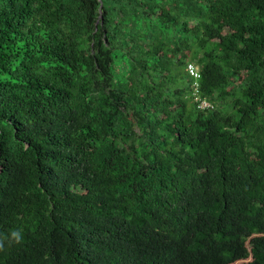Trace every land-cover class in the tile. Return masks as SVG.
<instances>
[{"label":"trees","instance_id":"trees-1","mask_svg":"<svg viewBox=\"0 0 264 264\" xmlns=\"http://www.w3.org/2000/svg\"><path fill=\"white\" fill-rule=\"evenodd\" d=\"M15 229L0 264H264V0H0Z\"/></svg>","mask_w":264,"mask_h":264},{"label":"clouds","instance_id":"clouds-1","mask_svg":"<svg viewBox=\"0 0 264 264\" xmlns=\"http://www.w3.org/2000/svg\"><path fill=\"white\" fill-rule=\"evenodd\" d=\"M23 230L15 229L10 232L8 236L0 237V250L4 249L5 241H8L10 244H21L23 243Z\"/></svg>","mask_w":264,"mask_h":264},{"label":"built area","instance_id":"built-area-1","mask_svg":"<svg viewBox=\"0 0 264 264\" xmlns=\"http://www.w3.org/2000/svg\"><path fill=\"white\" fill-rule=\"evenodd\" d=\"M188 70H189V73L195 78L196 81L198 78H200V72H199L198 67L195 63L190 62L188 64ZM196 81H195V84H197ZM200 105L201 106H207V105H209V103L205 100H202Z\"/></svg>","mask_w":264,"mask_h":264}]
</instances>
